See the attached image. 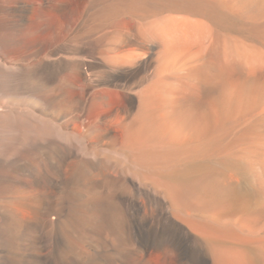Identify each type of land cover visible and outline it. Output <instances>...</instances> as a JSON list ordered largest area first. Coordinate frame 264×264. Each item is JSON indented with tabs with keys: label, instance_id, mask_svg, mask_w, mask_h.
<instances>
[{
	"label": "bare ground",
	"instance_id": "6f19581e",
	"mask_svg": "<svg viewBox=\"0 0 264 264\" xmlns=\"http://www.w3.org/2000/svg\"><path fill=\"white\" fill-rule=\"evenodd\" d=\"M16 7L51 115L0 105L4 150L36 157L0 155V184L31 176L0 264H264V0Z\"/></svg>",
	"mask_w": 264,
	"mask_h": 264
},
{
	"label": "rangeland",
	"instance_id": "374dc122",
	"mask_svg": "<svg viewBox=\"0 0 264 264\" xmlns=\"http://www.w3.org/2000/svg\"><path fill=\"white\" fill-rule=\"evenodd\" d=\"M16 1L17 0H0V105L9 106L11 108L19 107L18 105H20V107H28L30 110L36 111L34 113H36L37 115L39 113L38 116L42 114L40 117L48 118L51 113L48 106L45 105L46 103L39 102L41 104L40 105L37 102H33L31 99L32 96H30L34 95L35 93L38 94V88L41 90L39 91V93L43 94L41 92H43L44 82L40 79L41 74L36 75L31 70H33V67L39 64L38 60L34 61V59H32V56L37 52V46L35 42L39 41L44 43L45 39L43 35L39 36V34H37L36 32L34 33V30L31 27L34 13L18 9L16 7ZM24 15L26 17L25 20L22 19V16ZM5 64H7L8 67L11 66L12 68L6 67ZM22 65L25 67H23ZM51 69L52 68L45 65L44 73L48 72ZM57 69L59 70V73L61 75L69 73L65 69V66L57 67ZM21 71H23V75L21 77L22 81L14 77ZM32 74L33 76H31ZM23 81L25 83H23ZM33 90H35L34 93ZM18 98L21 99L20 102ZM1 124L2 123L0 121V155L4 154L6 157H12L13 154L18 153L20 154L21 158H34V154L22 151V149H20V147H18L17 145L11 147L7 151L4 150L3 143L4 137L6 136L5 134H7V136L10 135L12 130H8L5 126H2L3 124ZM34 124L30 126L29 123V127L27 126V128L33 127ZM12 133L13 136L16 134L15 131H13ZM27 174V172L16 174L12 173V175L10 176L11 178L9 177L6 182L0 184V205L4 204L3 206H5V204H7L6 206H9L10 204V207L17 209V211H19L23 215L28 214V209L20 201L22 200L21 196H24L25 193H27V184L31 181L30 174ZM149 264L164 263H162L159 259L155 258L152 255L149 257Z\"/></svg>",
	"mask_w": 264,
	"mask_h": 264
}]
</instances>
